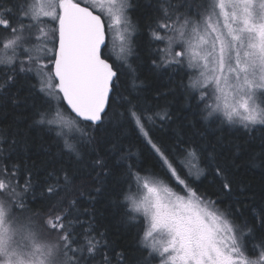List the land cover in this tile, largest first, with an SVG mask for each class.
I'll use <instances>...</instances> for the list:
<instances>
[{
    "label": "snow or ice",
    "instance_id": "1",
    "mask_svg": "<svg viewBox=\"0 0 264 264\" xmlns=\"http://www.w3.org/2000/svg\"><path fill=\"white\" fill-rule=\"evenodd\" d=\"M148 7L151 63L184 72L180 87L197 115L220 130L238 126L249 141L155 136L171 116L136 91L132 0H0V110L18 105L26 88L33 124L76 161L41 177L16 152L27 136L0 128V264H264V206L247 216L224 206L241 183L236 158L264 162V0ZM129 130L146 153L124 146ZM256 140L260 151L249 152ZM207 175L219 184L211 196L198 186ZM110 183L124 219L139 226L135 252L118 251L82 206ZM37 192L43 203L34 209Z\"/></svg>",
    "mask_w": 264,
    "mask_h": 264
},
{
    "label": "trees",
    "instance_id": "2",
    "mask_svg": "<svg viewBox=\"0 0 264 264\" xmlns=\"http://www.w3.org/2000/svg\"><path fill=\"white\" fill-rule=\"evenodd\" d=\"M132 2L135 6L132 17L140 24L139 35L136 38L140 59L133 61V67L136 68V82L140 85L136 91L147 98L151 104L166 106L171 116L170 119L157 122L154 128L155 136L170 143L175 142L177 136L200 142H204L202 138L215 142L217 137H224L225 141L247 143L249 136L242 128L225 125L223 130H220L217 125L203 119L201 115H197L195 107L190 106L185 100V95L180 87V82L185 79L184 72H174L171 69L165 71L156 68L151 63L152 59L156 57L150 54L148 47V24L152 13V9L148 6L154 3V0H132ZM130 88L131 78L125 77L121 82V91L125 96H128ZM156 93H165V95H162L159 100H152ZM25 96H27L26 88L20 92L21 101L18 105L9 103L6 108L0 110V128L8 126H12L13 129L18 128L28 138L27 144H20L16 147V152L23 157L25 162L34 163L41 177L50 170L53 163L57 167L61 165L74 166L76 161L72 157L60 153V149L56 146L51 135L46 133L41 126L33 124L31 107L33 100L25 101L23 99ZM35 102L39 104V99ZM110 131L113 134H119V129H110ZM255 135L259 136L260 132ZM123 143L125 147H131L134 152L137 150L147 152L145 145L131 130L128 131V136ZM258 144L259 140L254 141L249 152L258 153L260 151ZM224 152L231 155L230 147H226ZM236 164L238 167L234 169V172L241 183L234 187L231 197H224V206L235 205L247 216L250 210L254 208L258 210L259 207L264 206V162L252 158L249 154H242L236 158ZM150 165L151 161H149ZM164 179L168 182L166 177ZM168 183L176 187L175 184ZM198 186L201 191L210 196L212 193L218 192L219 189L218 182L213 183L211 175H207L206 178L201 177ZM215 198L213 197V199ZM116 201L117 196L110 183L109 187L97 196L94 202L83 200L82 206L95 214L101 230H107L108 238L115 242L118 251L135 252L139 226H134L124 219V213L118 209ZM42 203L39 192H37V199L32 207L38 209Z\"/></svg>",
    "mask_w": 264,
    "mask_h": 264
},
{
    "label": "rangeland",
    "instance_id": "3",
    "mask_svg": "<svg viewBox=\"0 0 264 264\" xmlns=\"http://www.w3.org/2000/svg\"><path fill=\"white\" fill-rule=\"evenodd\" d=\"M133 20L136 21L135 18H133ZM136 22H138V20H137ZM139 27H140V24H139V22H138V30H139ZM159 47H163V45H159ZM170 186H171V185H170ZM171 187H173V186H171ZM173 188H174L175 190L179 191V189H177L176 187H173Z\"/></svg>",
    "mask_w": 264,
    "mask_h": 264
}]
</instances>
